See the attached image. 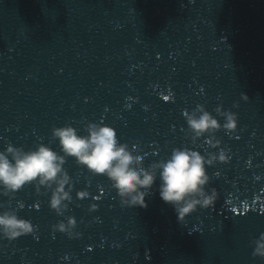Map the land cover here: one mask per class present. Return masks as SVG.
Segmentation results:
<instances>
[{"label": "water", "instance_id": "95a60500", "mask_svg": "<svg viewBox=\"0 0 264 264\" xmlns=\"http://www.w3.org/2000/svg\"><path fill=\"white\" fill-rule=\"evenodd\" d=\"M205 101L239 121L215 137L231 160L207 169L220 193L212 208L178 222L159 181L146 208L122 207L106 179L70 158L67 215L85 221L82 236L52 232L62 218L39 186L0 196L38 225V238L0 241V264H264L250 245L264 232V0H0V150L48 143L54 126L86 134L85 124L103 121L147 168L174 147L218 151L186 130L183 112ZM86 187L100 199L76 200Z\"/></svg>", "mask_w": 264, "mask_h": 264}, {"label": "clouds", "instance_id": "9594fccd", "mask_svg": "<svg viewBox=\"0 0 264 264\" xmlns=\"http://www.w3.org/2000/svg\"><path fill=\"white\" fill-rule=\"evenodd\" d=\"M240 99L247 102L249 97L241 93ZM206 104L207 101L183 112L186 130L192 133L193 142L203 138L205 147L218 151H203L202 154L195 147H174L165 160L145 168L142 166L143 157L135 151L136 146L129 147L128 143L121 142L116 129L103 121L85 124L86 134H80L72 124L54 126L48 143L39 142L25 150L9 142L0 150V196L12 194L14 198L25 188L37 190L39 186V190L48 193L49 209L62 218L50 225L52 232L65 234L69 239L80 238L82 232L77 229L85 221L67 215L75 190L73 177L65 167L71 158L86 174L106 179L108 188L115 192L122 207L146 208L145 197L159 181L161 200L173 208L178 222L184 223L198 207L210 209L218 201L220 193L216 187H210L212 175L207 169L217 163L228 164L231 157L229 149L222 147V140L215 137L221 130L225 134H234L238 130V113L225 110L222 103L210 112ZM232 106L238 108L239 102ZM51 140L56 141L55 146ZM215 175L219 176V172ZM99 188L104 191L102 186ZM90 197L100 199L99 196L93 197L87 187L76 191V200ZM98 208L97 203L88 204L89 213ZM18 209L23 208L18 205ZM98 221V217H93L89 223ZM37 229L38 225L21 217L17 208H5L0 203V241L11 243L28 235L38 238ZM250 245L252 257L264 260V232L253 237Z\"/></svg>", "mask_w": 264, "mask_h": 264}, {"label": "snow or ice", "instance_id": "6c2138e0", "mask_svg": "<svg viewBox=\"0 0 264 264\" xmlns=\"http://www.w3.org/2000/svg\"><path fill=\"white\" fill-rule=\"evenodd\" d=\"M172 96V93H171V91H169L168 93H167V95H162V99H164V100H169V98ZM37 207H38V205H37Z\"/></svg>", "mask_w": 264, "mask_h": 264}]
</instances>
